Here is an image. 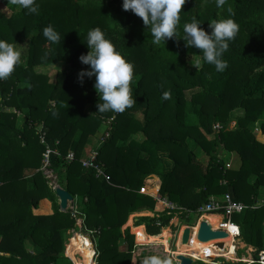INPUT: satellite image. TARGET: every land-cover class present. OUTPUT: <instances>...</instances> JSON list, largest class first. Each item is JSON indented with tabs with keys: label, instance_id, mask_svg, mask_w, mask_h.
Wrapping results in <instances>:
<instances>
[{
	"label": "trees",
	"instance_id": "trees-1",
	"mask_svg": "<svg viewBox=\"0 0 264 264\" xmlns=\"http://www.w3.org/2000/svg\"><path fill=\"white\" fill-rule=\"evenodd\" d=\"M122 3L36 0L38 14H26L11 0H0L10 11L0 10V39L28 45L24 60L0 80V264H72L63 257L64 234L75 220L71 210L60 211L42 172V134L55 152L50 170L93 232L96 264H141L151 255L177 264L160 245V230L173 216L156 196L195 212L209 197L229 193L248 207L235 217L243 242L256 253L264 250V204L252 208L264 189V122L259 136L252 130L264 119V0H225L219 8L216 0H186L176 38L165 46H153L142 19ZM193 17L207 32L215 20L237 23L238 33L221 57L224 71L185 46L183 27ZM49 25L60 34L59 43L43 36ZM97 27L134 66L136 103L123 112L99 113L95 77L78 79L88 68L79 60L89 51L87 33ZM61 64L66 70L55 68ZM89 142L108 180L82 167ZM197 151L207 157L205 166ZM69 152L71 162L65 159ZM236 156L239 167L227 169ZM136 217L144 231L135 226Z\"/></svg>",
	"mask_w": 264,
	"mask_h": 264
},
{
	"label": "clouds",
	"instance_id": "clouds-1",
	"mask_svg": "<svg viewBox=\"0 0 264 264\" xmlns=\"http://www.w3.org/2000/svg\"><path fill=\"white\" fill-rule=\"evenodd\" d=\"M20 9L26 10V14H38L36 0H11ZM186 0H123L122 8L130 10L142 19L152 37L150 43L159 46L167 40L176 38V28L180 21V12ZM225 0H216L217 7H222ZM210 32L205 31L198 20L193 17L190 23L183 27V41L185 46L196 48L203 54V60L215 66L216 71L222 72L227 68V62L221 57L229 48L238 33V25L233 19L215 20L208 24ZM43 36L50 43H59L60 34L51 26L43 29ZM86 46L89 49L86 55L79 57L87 69H82L78 74L81 83L85 77H95L94 89L99 103V113L107 111L123 112L130 108L136 100L132 94L130 83L133 80L134 66L116 50L111 40L105 37L99 28L90 29L86 37ZM16 43H9L0 39V80H6L14 72L15 67L21 62V49L27 47ZM199 64V61H197ZM195 66V65H194ZM196 67V66H195ZM164 98L168 93H164ZM141 264H171L167 258L156 255L145 256ZM257 264H264V255Z\"/></svg>",
	"mask_w": 264,
	"mask_h": 264
},
{
	"label": "built area",
	"instance_id": "built-area-1",
	"mask_svg": "<svg viewBox=\"0 0 264 264\" xmlns=\"http://www.w3.org/2000/svg\"><path fill=\"white\" fill-rule=\"evenodd\" d=\"M18 114V113H17ZM221 129V126L219 124H216L214 126V132L218 133ZM40 142L41 144L45 145V154H44V159H43V164H42V172L45 175L46 179L51 180L52 184L50 182V187L55 190L57 186V176H55L52 171L50 170V164H49V157L52 154H55L53 150H51L45 143V136L44 134L41 135L40 137ZM97 156L98 153L96 151H91L89 155L81 161V165L85 169H93L96 173V177L100 179H105L108 180L107 175L104 173L102 167L97 163ZM66 161L71 162L74 160V154L72 152H69L66 156ZM232 161H229L226 163V168L230 169L231 168ZM222 185L225 186L226 182L223 181ZM144 193V191H142ZM156 202L163 206L167 210V215H172L173 218H180V221H188L190 216L195 217V224H198L200 221V218L203 215H215L220 217L219 221L217 222L218 228L215 231H221L223 232L226 236H231L233 245L235 248L234 251V256L233 258H227L224 255L216 256L215 258H212L209 260V258H204L208 259L209 261H204L198 259V261L193 260L190 255H185L186 257L190 258L193 260V262H201L204 264H257V262L260 260L261 256L264 255V250L259 251L256 253V249H248L246 246H241V228L239 224L233 223L231 219L235 218L236 216H242L244 212L247 210V206L244 205L241 202L233 200L231 195L229 193H225L221 196H211L205 202L202 204L195 212H189L186 209L177 207L175 204L171 203L169 200L166 198H163L161 196H156L154 197ZM264 204V198L261 201H257L252 208H257L259 205ZM71 207L68 208L71 210V216L75 220V226H78L79 228H83L85 232L88 233L86 236L90 242V249L93 252V257H92V264H96V259L98 256L97 250H96V245L93 239V232L92 231H87V229L84 226V216L78 212L76 206L70 205ZM153 215H151L152 217ZM172 218V219H173ZM171 219V220H172ZM170 220V221H171ZM170 223V222H169ZM159 225V224H158ZM169 226V224H168ZM189 225L187 228H190ZM162 229V228H161ZM264 231V228H263ZM131 233V229H130ZM179 233V232H178ZM178 233L173 235L172 240L170 243L174 242V249L167 251V253L171 256L174 262L177 264L179 263L175 259V253L174 250L177 249L176 243H177V236ZM132 234V233H131ZM135 237V235H134ZM189 237V234H188ZM162 245V244H160ZM165 247V246H164ZM165 249V248H164ZM210 250V248H209ZM212 250V249H211ZM208 250H204V255L206 256V252ZM256 254V255H255ZM67 256V255H66ZM67 258L70 259V257L67 256ZM222 261V263H221ZM73 262V261H72ZM73 264V263H72Z\"/></svg>",
	"mask_w": 264,
	"mask_h": 264
},
{
	"label": "bare ground",
	"instance_id": "bare-ground-1",
	"mask_svg": "<svg viewBox=\"0 0 264 264\" xmlns=\"http://www.w3.org/2000/svg\"><path fill=\"white\" fill-rule=\"evenodd\" d=\"M214 219H216L217 221ZM219 219L220 217L215 215H203L196 226L192 228L183 226L177 236V251L174 252L175 255H190L192 259L196 261H198V259L209 261L212 258H209V260L201 258L205 256L204 250H208L206 252L207 256L215 258L216 256H219L218 253H220V255L231 258L233 252L235 251L231 236H223L220 238L200 236V228L202 227V223H206L209 226L205 234L206 236H208L211 232L215 231L218 228L217 222L219 221ZM186 231L189 232V237H187V239H184L183 235ZM70 243L71 245L68 247L70 254L76 255L79 252L80 254H88V258H84L85 260H87V262L88 259H91L89 262L91 264L93 252L90 249V242L88 238L79 233L74 236ZM162 245L165 246V242H162ZM74 264L76 263L74 262Z\"/></svg>",
	"mask_w": 264,
	"mask_h": 264
},
{
	"label": "rangeland",
	"instance_id": "rangeland-1",
	"mask_svg": "<svg viewBox=\"0 0 264 264\" xmlns=\"http://www.w3.org/2000/svg\"><path fill=\"white\" fill-rule=\"evenodd\" d=\"M0 10L2 11V12H4L6 15H9V13H10V11L9 10H7L4 6H2L1 4H0ZM21 53H22V55H21V60H24V58H25V54H24V50L23 49H21ZM192 66L194 67V65L196 66V65H198L197 64V61H195V60H193L192 61ZM55 68H57V69H59V70H61V71H64V70H66V68H65V66L64 65H58V66H56ZM53 70H55V69H53ZM184 96L188 99L189 97H190V93L189 92H185L184 93ZM18 116V115H17ZM20 121H22V119H20L19 121H18V123L19 124H21L22 122H20ZM264 122V119H259L254 125H253V127H252V130H253V132H254V134H256V136H259L260 135V128H259V126L261 125V123H263ZM232 125H233V123H232ZM229 129H231L230 128V125H229ZM213 131H214V127H213ZM138 139H141V137L140 136H138L137 137ZM93 147H95V145H94V143H91V142H89L88 144H87V152L88 153H90L91 152V149H93ZM87 155H89V154H87ZM197 160L203 165V166H205L206 165V161H207V157L203 154V153H201L200 151H197ZM239 164H240V161H239V159H238V157L236 156L235 158L233 157V159H232V164H231V168L232 169H236V168H238L239 167ZM53 173V172H52ZM55 176H57L55 173H53ZM47 180V183H48V185H49V187H50V182H51V184H52V181H50L51 180V178H50V180H48V179H46ZM59 182V180L57 181V184H59L58 183ZM71 206H70V204H68V208H70ZM215 218H217V217H215ZM201 219V218H200ZM214 220H216V219H214ZM217 221V220H216ZM231 221L233 222V223H236V224H238V221H237V219L236 218H233V219H231ZM140 222H142L143 223V221H140ZM176 221L175 220H173L172 222H171V225L173 224V223H175ZM138 224V226L141 224V223H137ZM144 224V223H143ZM195 224V217L194 216H190L189 217V220L188 221H183V222H181V221H179V223L177 224V228H174V229H172V231H173V233H174V235L177 233V231H179V228H180V231H181V228L183 227V226H189V225H194ZM125 226V225H124ZM181 226V227H180ZM196 226V225H195ZM124 228V227H123ZM201 229V228H200ZM79 233H81L82 235H84V236H87L88 235V233L87 232H85L84 231V229L83 228H79L78 226H75V228L73 229V230H69V231H67L65 234H64V256L63 257H66L67 258V256L68 257H70V259L73 261H70L71 263H73L74 264V262L76 263V264H90L89 262H90V260L91 259H88V262H87V260H85V258L84 257H86V258H88V254H80V252L79 253H77L76 255H71L70 254V252H69V249H68V247L71 245V240L74 238V236H76L77 234H79ZM171 234V232H170V229H168V227H166V228H164L162 231H161V237H160V240H162V242H165V250L166 251H169V250H173L174 249V242H172V243H170V241L172 240V234ZM203 237H208V236H203ZM200 241V240H199ZM135 243H136V240H135ZM157 244H160V243H157ZM157 244H155V245H157ZM245 244V243H244ZM120 246H121V248H123V249H125V247H126V245H125V242L124 241H120ZM176 247H177V243H176ZM226 248V247H225ZM26 249L29 251V252H31L32 254H34L35 252H36V250H35V247L30 243V242H26ZM175 251H177V249L176 250H174V252ZM67 255V256H66ZM233 256H234V252H233V254H232V257L231 258H233ZM214 258V257H209V256H203V257H201V258ZM68 259V258H67ZM81 259H83V260H81ZM67 261V260H66ZM221 263H222V261H221ZM91 264H92V262H91ZM194 264V263H193Z\"/></svg>",
	"mask_w": 264,
	"mask_h": 264
},
{
	"label": "water",
	"instance_id": "water-1",
	"mask_svg": "<svg viewBox=\"0 0 264 264\" xmlns=\"http://www.w3.org/2000/svg\"><path fill=\"white\" fill-rule=\"evenodd\" d=\"M54 191L59 201L60 211H66L68 209V204L71 201H73L72 196L67 191L60 188L59 186H57ZM208 227L209 226L206 223H202V227L200 229V236H205ZM188 234H189L188 231L184 233L183 235L184 239H187ZM223 236H226V235L221 231H213L208 235L209 238H220ZM175 259L176 261L179 262L178 264H193L194 263L192 259L186 257L185 255H176Z\"/></svg>",
	"mask_w": 264,
	"mask_h": 264
},
{
	"label": "crops",
	"instance_id": "crops-1",
	"mask_svg": "<svg viewBox=\"0 0 264 264\" xmlns=\"http://www.w3.org/2000/svg\"><path fill=\"white\" fill-rule=\"evenodd\" d=\"M230 128H231V129L235 128V122H233V125H232V123L230 124ZM59 187L62 188V189H64L63 186H61L60 184H59ZM142 189H143V188H142ZM142 191H144V190H142ZM142 191H141V192H142ZM261 196H262V197L259 199V201H261V200L264 198V189H261ZM58 203H59V201H58ZM74 203H75V201L73 200V201H71L69 204H70V205H73ZM143 213H144V212H143ZM143 213H140V214H143ZM146 213L148 214V216H151V215H152L149 211H146ZM140 217H142V216H140ZM140 217H136V218H134V224H135V226H137V227H142V228H143V231H144V224H143L142 222L138 221V219H139ZM173 220H175L176 222L173 223V224L171 225V222H172ZM179 221H180V218H173V219L170 221L169 226H167V227L170 229V232H171L172 236L174 235L172 229L178 227L177 224L179 223ZM138 222L141 223L139 226H138V224H137ZM180 227H181V226H180ZM184 227H187V226H184ZM164 228H166V227H164ZM164 228H162V229L160 230V233H161V231H162ZM190 228H192V227H190ZM123 229H125V228H123ZM129 229H131V228H129ZM179 231H180V228H179ZM179 231H177V233H178ZM171 234H170V235H171ZM158 235H159V234H158ZM155 236H156V235H155ZM240 245H241V246H246L248 249H252V250L255 249V248H253L252 246H248V245L244 244L243 240H241Z\"/></svg>",
	"mask_w": 264,
	"mask_h": 264
}]
</instances>
